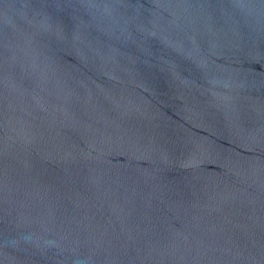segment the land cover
<instances>
[{"label": "water", "instance_id": "1", "mask_svg": "<svg viewBox=\"0 0 264 264\" xmlns=\"http://www.w3.org/2000/svg\"><path fill=\"white\" fill-rule=\"evenodd\" d=\"M0 264H264V0H0Z\"/></svg>", "mask_w": 264, "mask_h": 264}]
</instances>
